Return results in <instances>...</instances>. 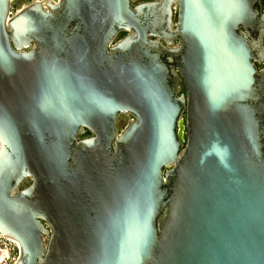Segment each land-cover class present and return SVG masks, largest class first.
I'll use <instances>...</instances> for the list:
<instances>
[{
  "label": "water",
  "instance_id": "water-1",
  "mask_svg": "<svg viewBox=\"0 0 264 264\" xmlns=\"http://www.w3.org/2000/svg\"><path fill=\"white\" fill-rule=\"evenodd\" d=\"M11 9L0 239L15 264H264L262 0Z\"/></svg>",
  "mask_w": 264,
  "mask_h": 264
},
{
  "label": "rangeland",
  "instance_id": "rangeland-1",
  "mask_svg": "<svg viewBox=\"0 0 264 264\" xmlns=\"http://www.w3.org/2000/svg\"><path fill=\"white\" fill-rule=\"evenodd\" d=\"M44 1H48V0H12V15H16L18 12H20L22 9L26 8L27 6L31 5L32 3L35 2H44ZM143 1H152V0H133V4L137 5L140 2ZM126 36V34L124 36H119L117 41L123 39ZM132 120V117L130 115H122L119 118V132L122 133L128 126V124L130 123V121ZM83 136H85V133H83ZM31 184V181H27L24 183V185L22 186V188H26ZM4 243H8L6 239H0V246L2 245V247L4 248ZM5 257V255H4ZM13 264V263H11Z\"/></svg>",
  "mask_w": 264,
  "mask_h": 264
},
{
  "label": "built area",
  "instance_id": "built-area-1",
  "mask_svg": "<svg viewBox=\"0 0 264 264\" xmlns=\"http://www.w3.org/2000/svg\"><path fill=\"white\" fill-rule=\"evenodd\" d=\"M7 242L4 243V248L2 245L0 246V253L3 254V259L0 261V264H15L19 256L18 245L10 240H7Z\"/></svg>",
  "mask_w": 264,
  "mask_h": 264
},
{
  "label": "flooded vegetation",
  "instance_id": "flooded-vegetation-1",
  "mask_svg": "<svg viewBox=\"0 0 264 264\" xmlns=\"http://www.w3.org/2000/svg\"><path fill=\"white\" fill-rule=\"evenodd\" d=\"M48 1H51L53 3H57L58 0H48ZM48 1H44L42 3H45V2H48ZM153 1V0H152ZM144 2H149V1H143V2H140V3H144ZM262 3H263V6H264V0H262ZM23 10V9H22ZM186 90H185V86L183 84V81L181 80L180 82V87H179V94H182V93H185ZM83 133H85V136H83ZM186 132H185V137H186ZM92 137V133H90V131L86 130V129H82L81 132H80V139H86V138H90Z\"/></svg>",
  "mask_w": 264,
  "mask_h": 264
},
{
  "label": "bare ground",
  "instance_id": "bare-ground-1",
  "mask_svg": "<svg viewBox=\"0 0 264 264\" xmlns=\"http://www.w3.org/2000/svg\"><path fill=\"white\" fill-rule=\"evenodd\" d=\"M3 259V255L2 256H0V261Z\"/></svg>",
  "mask_w": 264,
  "mask_h": 264
},
{
  "label": "trees",
  "instance_id": "trees-1",
  "mask_svg": "<svg viewBox=\"0 0 264 264\" xmlns=\"http://www.w3.org/2000/svg\"><path fill=\"white\" fill-rule=\"evenodd\" d=\"M125 34H122L121 36H124Z\"/></svg>",
  "mask_w": 264,
  "mask_h": 264
}]
</instances>
